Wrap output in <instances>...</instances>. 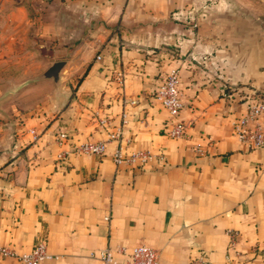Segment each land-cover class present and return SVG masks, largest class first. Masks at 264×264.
I'll return each mask as SVG.
<instances>
[{"label":"crops","instance_id":"obj_1","mask_svg":"<svg viewBox=\"0 0 264 264\" xmlns=\"http://www.w3.org/2000/svg\"><path fill=\"white\" fill-rule=\"evenodd\" d=\"M232 1L203 12L191 0H0V66L16 62L30 14L53 6L81 34L65 59L84 71L77 83H29L25 103L0 111L1 244L22 253L47 236L54 256L42 264H101V248L139 243L155 247L161 264H197L202 252V264H264V146L248 149L233 133L264 92V23ZM174 67L182 137L168 134L169 113L155 99ZM123 112L122 144L164 159L118 165L115 139L101 155L75 150L107 139ZM230 229L239 232L234 247ZM0 264L22 263L0 256Z\"/></svg>","mask_w":264,"mask_h":264},{"label":"built area","instance_id":"obj_2","mask_svg":"<svg viewBox=\"0 0 264 264\" xmlns=\"http://www.w3.org/2000/svg\"><path fill=\"white\" fill-rule=\"evenodd\" d=\"M100 57V56H98ZM180 69L172 68L155 92L156 101L165 108L169 113V120L166 123L167 132L172 137H182L186 133V121L180 117V112L184 108V102L181 98L180 91ZM136 103L137 100L133 99ZM264 113V92L254 94L245 110L233 123V133L248 148L264 146V120L261 117ZM99 123L108 125L111 119L108 116H100ZM128 123L127 113L123 112L122 121L117 125L116 131L107 139L87 140L76 145L75 150L78 153H94L104 154L107 150L108 142L111 139L118 140L113 151V160L116 164H126L129 166H145L154 157L164 159V155L153 153L148 149H136L129 151L121 142L125 125ZM34 136L37 134L32 129ZM68 137L67 132H61L58 139L63 141ZM194 150L201 151L200 147H194ZM67 151L59 153L60 158H66ZM231 235L230 247H234L239 232L230 229ZM97 257L101 264H161L159 261L158 251L155 247L139 243L135 245L131 251L126 246L113 248L106 246L101 248L97 253ZM127 255V260L121 262L119 255ZM0 256H14L19 259L22 264H42L47 259L53 258V254L48 250L47 236H41L36 241L30 251L19 253L10 245L0 243ZM208 261V255L202 252L194 258V263L202 264Z\"/></svg>","mask_w":264,"mask_h":264},{"label":"rangeland","instance_id":"obj_3","mask_svg":"<svg viewBox=\"0 0 264 264\" xmlns=\"http://www.w3.org/2000/svg\"><path fill=\"white\" fill-rule=\"evenodd\" d=\"M218 1L191 0L190 3L192 7L206 12V9L218 4ZM232 2L237 6L255 11L258 15V21L264 23V0H233ZM190 3L187 5H190ZM55 10L56 8L52 6L50 12L44 16L39 13L30 14V17L34 20V25L22 24V28L17 31L18 46L16 47V53L13 54V59H16V62L13 61L0 66V111L5 106L7 109L11 108L15 102L25 103L23 99L27 94L22 93L33 87L32 85L29 86V83H33L34 79L32 77L42 73L53 61L70 57V50L81 39L80 32L73 28H66L69 20L63 18L59 13H55ZM201 16L205 17L206 14ZM71 21L74 20L71 19ZM74 65L70 62L63 68L64 82L69 83L73 80L77 83L80 80L84 71L80 68L76 70ZM178 68L180 69V67ZM11 83L15 84L13 89L16 93L13 95L6 94L10 89L2 92L5 86L10 87ZM34 91L36 92L31 93L33 101L41 95L40 90Z\"/></svg>","mask_w":264,"mask_h":264},{"label":"water","instance_id":"obj_4","mask_svg":"<svg viewBox=\"0 0 264 264\" xmlns=\"http://www.w3.org/2000/svg\"><path fill=\"white\" fill-rule=\"evenodd\" d=\"M66 64H68V60L65 58L53 61L42 73L32 77V79H34L32 82L39 79L50 78L54 81L56 86H60V82L63 80L62 70ZM13 87H15V84H11V86L7 89L10 90L6 94L10 93V95H13L16 92Z\"/></svg>","mask_w":264,"mask_h":264}]
</instances>
